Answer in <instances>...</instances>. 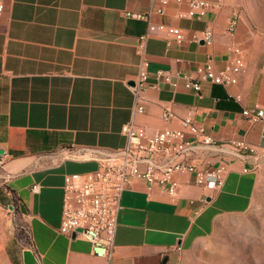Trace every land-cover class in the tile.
Returning a JSON list of instances; mask_svg holds the SVG:
<instances>
[{
	"label": "crops",
	"instance_id": "obj_1",
	"mask_svg": "<svg viewBox=\"0 0 264 264\" xmlns=\"http://www.w3.org/2000/svg\"><path fill=\"white\" fill-rule=\"evenodd\" d=\"M186 0H169L153 24L183 31L180 44L148 38L139 48L144 22L125 12L147 14L159 0H3L0 12V232L12 235L8 245L18 264H173L177 256L213 233L224 215L248 211L257 185V166L264 146V120L250 123L245 109L264 110V36L246 30L228 0L201 19L178 18ZM210 28L206 45L193 35ZM240 47L245 70L229 92L199 81L195 93L183 77L196 79L195 69L210 59L215 68L228 62L227 49ZM148 63L149 85L144 113L133 115L129 86L142 63ZM167 70L170 83L157 82L154 72ZM240 96V101L235 97ZM163 107L176 114L160 118ZM193 112V122L217 144L243 142L253 152L208 148L191 159L206 171L225 168L222 186H197L193 175H176L171 198L158 187L132 180L120 198L114 247L110 258L92 255L81 238L58 233L64 177L94 171L93 161L75 157L77 150H120L123 126L133 123L154 134L179 128V118ZM54 155L59 161H53ZM57 162V163H55ZM41 187L39 194L32 185ZM25 224V242L12 220Z\"/></svg>",
	"mask_w": 264,
	"mask_h": 264
},
{
	"label": "built area",
	"instance_id": "obj_2",
	"mask_svg": "<svg viewBox=\"0 0 264 264\" xmlns=\"http://www.w3.org/2000/svg\"><path fill=\"white\" fill-rule=\"evenodd\" d=\"M183 0H176L181 2ZM160 5L147 14L125 12L124 17L145 23L146 30L139 39V48L143 52L148 38L163 37L167 44H180L184 39L183 31L164 24H153L152 14L162 16L169 0H159ZM187 10L178 14V18L201 19L208 11L220 8V2L211 4L203 0H186ZM3 0H0V12ZM237 16L233 15L227 23L225 34H232L237 24ZM193 40L211 45L213 32L205 28L199 34L193 35ZM228 62L222 69H216L208 59L195 69L197 78L183 77L184 87L197 93L200 90L199 81L218 85L229 92L238 83L240 75L245 70L244 52L240 47L232 46L227 49ZM148 63L141 64L136 80L129 86L133 97V115L144 113L143 93L147 88L156 89V84L147 83ZM170 73L167 70H157L154 78L157 82L170 83ZM240 101V96L235 97ZM243 115L250 123L264 120V110L258 105L245 109ZM160 118L170 122L176 114L169 107H163ZM125 145L120 150H77L75 157L93 161L97 167L94 171L83 174H70L64 177L61 204V217L58 233L68 238H81L91 245V253L98 258H110L114 247L117 228V216L120 209L122 192L132 180H142L149 187H158L169 197L173 198L178 189L176 175H193L197 186L213 189L222 186L225 168L217 167L206 171L191 159L193 155H203L208 148L230 151L253 152V149L243 142L217 144L208 137L202 127L193 122V112L187 111L179 118V128H166L154 134H147L144 129L137 127L133 121L123 126ZM264 152V146L260 147ZM53 161L60 157L50 156ZM57 163V162H55ZM2 166V163H0ZM41 187L32 185L31 192L39 194Z\"/></svg>",
	"mask_w": 264,
	"mask_h": 264
},
{
	"label": "rangeland",
	"instance_id": "obj_3",
	"mask_svg": "<svg viewBox=\"0 0 264 264\" xmlns=\"http://www.w3.org/2000/svg\"><path fill=\"white\" fill-rule=\"evenodd\" d=\"M233 14L246 30L264 36V0H228ZM15 234L25 242V224L12 220ZM12 235L0 232V264H18L17 252L8 245ZM173 264H264V152L257 166V185L248 211L224 215L215 230L191 249L181 252Z\"/></svg>",
	"mask_w": 264,
	"mask_h": 264
}]
</instances>
